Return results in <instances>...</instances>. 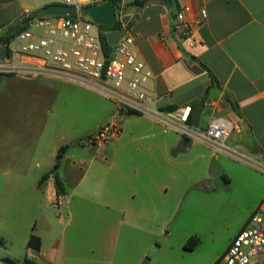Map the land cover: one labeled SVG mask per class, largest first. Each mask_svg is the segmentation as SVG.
I'll return each instance as SVG.
<instances>
[{
	"label": "crops",
	"instance_id": "obj_1",
	"mask_svg": "<svg viewBox=\"0 0 264 264\" xmlns=\"http://www.w3.org/2000/svg\"><path fill=\"white\" fill-rule=\"evenodd\" d=\"M135 1L145 3L140 5ZM58 2L61 0H0V36L8 34L12 26L36 10ZM118 5L117 17L134 38L139 60L153 75L143 86L150 97L149 107L166 111L190 105L193 111L201 109L195 123L200 128L212 119L227 120L235 127L227 147L264 166V0H118ZM184 6L191 8L188 20L204 19L197 29L194 47L181 36L175 20L176 13ZM127 76H132L130 71ZM113 105L105 124L116 114ZM122 120V132L111 144L98 149L88 147L85 154L91 157L89 161L80 152L71 153L70 146L65 144L69 147L57 169L63 185L61 194L57 193L55 175L50 173L62 146L56 144L47 156H32L39 172L35 187L52 199L58 196L66 199L69 216L82 204L86 214L90 212L87 208L90 202L100 206L97 212L102 219L115 221L106 226L109 232L103 233L101 240L104 251H110V242L117 240L120 226L126 221L128 226L136 228L142 218L155 217L151 186H156L157 168L171 179L176 162L186 174L194 163L208 162L211 177L196 184L206 181L215 191L213 173H217L218 183L222 177L224 184L239 183L244 187L243 195L231 200L235 204L231 209L233 214L230 213L234 223L225 247L211 263L214 264L263 201L264 179L254 181L251 176H258L254 166L236 162L232 157L228 161L222 159L216 149L186 139L176 131L172 133L150 116L129 113ZM90 133L82 136L80 143ZM81 146L83 143L76 145L79 149ZM18 153L21 162L29 163L27 149ZM140 156L142 161L138 159ZM79 165H86V171ZM48 173V178L42 180ZM88 176L95 181L98 191L82 189L88 184ZM253 188L257 191L254 198ZM36 235L40 237L41 247L39 250L28 247L33 258L40 264H63L60 244L64 245V239L56 240L51 230L42 233L38 229Z\"/></svg>",
	"mask_w": 264,
	"mask_h": 264
},
{
	"label": "rangeland",
	"instance_id": "obj_2",
	"mask_svg": "<svg viewBox=\"0 0 264 264\" xmlns=\"http://www.w3.org/2000/svg\"><path fill=\"white\" fill-rule=\"evenodd\" d=\"M4 78L0 85V264H24L26 259L38 263L27 245L38 229L42 233L53 231L56 240L64 239V245L60 244L63 264H211L222 252L234 223L230 213L233 214L235 204L231 200L243 195L244 187L239 183L224 184L222 177L218 183L217 173H213L215 191L206 181L196 184L211 177L208 162L194 163L188 174L176 162L171 179L157 168L156 186H151L155 217L142 218L136 228L126 221L120 226L117 240L110 242V251H104L103 233L115 221L103 220L97 212L100 206L90 201L88 214L82 204L69 216L66 199L56 205L57 197L52 199L35 187L39 172L32 156H47L56 144H68L71 153L80 152L89 161L86 143L80 149L76 145L82 136L105 125L113 103L98 92L73 83L49 78ZM24 149L30 153L29 163L21 162L18 152ZM216 153L227 161L232 157L236 162L254 166L258 172V176H251L254 181L264 179V166L245 154ZM138 159L142 161L143 157ZM79 167L83 172L87 169L86 165ZM86 181L83 190H99L89 176ZM256 194L253 188L252 198ZM192 236H198L200 241L189 249L186 244Z\"/></svg>",
	"mask_w": 264,
	"mask_h": 264
},
{
	"label": "built area",
	"instance_id": "obj_3",
	"mask_svg": "<svg viewBox=\"0 0 264 264\" xmlns=\"http://www.w3.org/2000/svg\"><path fill=\"white\" fill-rule=\"evenodd\" d=\"M104 1L61 0V3L81 10ZM190 12L191 8L184 6L176 13L175 20L181 36L190 47H194L197 29L204 19L188 20ZM117 22H120L118 17ZM121 28L126 29L122 24ZM102 33L99 25L80 16L78 19L52 16L35 20L9 43L0 44V74L24 80L49 78L73 83L90 88L113 102L117 108L113 119L85 138L90 149L104 147L118 138L122 132L121 121L131 112L150 116L182 137L218 152L240 156L226 145L235 130L227 120L212 119L200 128L192 122L190 105L172 111L149 107L150 97L143 86L153 75L139 60L134 38L126 29V35L117 45H111L107 54L101 40ZM129 71L131 77L127 76ZM54 204L61 205L62 198L58 196ZM256 258L259 262H255ZM214 264H264V199Z\"/></svg>",
	"mask_w": 264,
	"mask_h": 264
},
{
	"label": "water",
	"instance_id": "obj_4",
	"mask_svg": "<svg viewBox=\"0 0 264 264\" xmlns=\"http://www.w3.org/2000/svg\"><path fill=\"white\" fill-rule=\"evenodd\" d=\"M61 16L71 19H78L79 16L85 18L99 26H114L117 24L116 5L113 0H106L100 4L90 5L78 10L75 6H69L62 3H52L46 5L34 12L32 20L42 18ZM126 35V29L120 28L116 31L107 33V42L109 45H117ZM4 80V76L0 74V85ZM201 109H195L192 113V122L196 123L200 115ZM85 143V139L81 141Z\"/></svg>",
	"mask_w": 264,
	"mask_h": 264
},
{
	"label": "trees",
	"instance_id": "obj_5",
	"mask_svg": "<svg viewBox=\"0 0 264 264\" xmlns=\"http://www.w3.org/2000/svg\"><path fill=\"white\" fill-rule=\"evenodd\" d=\"M113 1L115 2L116 7L118 8V6H119L118 5V0H113ZM135 2H136V4H140V5H143L145 3V1H135ZM33 15H34V12L32 14H30L29 17L26 20L20 21L15 26H12L10 28L8 34L0 36V44L9 43L18 33L22 32L24 30H27L30 27L31 23L33 22V20H32ZM120 28H121L120 22H117V24L114 25V26H100V29L103 31V33L101 35V40H102V44H103L104 50H105V52L107 54H108V52L111 49V45H109V43L107 42V33L110 32V31L119 30ZM0 55H2L1 51H0ZM172 110H174V108L168 109L166 111H172ZM130 114H132V113L130 112ZM68 147H69L68 145H64V146H62L59 149L55 167L50 173V174H54L55 175V186H56L58 194H61V191L63 189V185H62L61 179L59 178V176L57 174V169L59 168L60 161H61V159L63 157V154H64L65 150ZM48 176H49V173L44 175L42 177V180H45L46 178H48ZM254 213H255V211L251 214V216ZM199 241H200V239H199L198 236H192V237H190L188 239L186 247L189 248V249H193V248L196 247V245L199 243ZM0 244L1 245L3 244V242L1 240H0ZM28 247L32 248V249H35V250H39L40 247H41L40 237L37 236L36 234H32L30 239H29V241H28ZM24 264H39V263H37L36 261L30 260V259H26Z\"/></svg>",
	"mask_w": 264,
	"mask_h": 264
}]
</instances>
